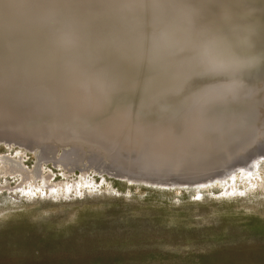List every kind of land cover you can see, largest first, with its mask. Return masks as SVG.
Segmentation results:
<instances>
[{
    "label": "bare ground",
    "instance_id": "bare-ground-1",
    "mask_svg": "<svg viewBox=\"0 0 264 264\" xmlns=\"http://www.w3.org/2000/svg\"><path fill=\"white\" fill-rule=\"evenodd\" d=\"M245 2L256 20L255 52L241 42L234 54L228 25L202 13L203 40L228 65L227 73L208 77L193 74L194 54L183 50L182 9L141 13L115 6L119 0H103L112 5L104 7H89L101 0H0V140L38 148V163L53 157L76 166L86 158L96 169L151 183H194L240 167L259 155L246 157L248 150L264 143V68L250 66L264 45V0ZM162 24L173 42L149 59L146 38ZM237 32L242 41L246 33ZM104 79L117 82L120 105L97 87ZM197 81L200 88H233L197 101ZM145 88L160 94L159 105L142 103ZM66 145L56 159L57 147ZM15 164L3 166L21 171Z\"/></svg>",
    "mask_w": 264,
    "mask_h": 264
},
{
    "label": "rangeland",
    "instance_id": "rangeland-1",
    "mask_svg": "<svg viewBox=\"0 0 264 264\" xmlns=\"http://www.w3.org/2000/svg\"><path fill=\"white\" fill-rule=\"evenodd\" d=\"M38 154L0 140V264H264V153L167 184Z\"/></svg>",
    "mask_w": 264,
    "mask_h": 264
},
{
    "label": "snow or ice",
    "instance_id": "snow-or-ice-1",
    "mask_svg": "<svg viewBox=\"0 0 264 264\" xmlns=\"http://www.w3.org/2000/svg\"><path fill=\"white\" fill-rule=\"evenodd\" d=\"M112 6L103 3L96 5H89V7H104ZM115 6L127 10L145 12L161 8H179L187 13L186 16V41L187 47L183 50L186 53L194 54V62L192 64L193 74L196 76H215L220 73H227L228 65L221 62L209 43L203 40L202 21L205 19L204 13L207 11L208 15L213 20L224 21L228 25L229 39L234 41V54L239 50L241 42L246 44L247 50L255 52L254 41L251 37L254 36V29L256 20L252 15L253 8L245 2V0H178L176 3L165 4L161 0H119ZM264 9V4L261 5ZM261 32L264 34V19L261 20ZM237 30H240L246 35L243 36L242 41L238 35ZM148 55L149 59H154L161 51L168 48L173 42V34L171 33L167 24H162L157 27L152 25L151 31L147 36ZM145 37L141 33L138 37L140 47H143ZM260 64L264 68V45L261 46L258 58L253 56L251 67ZM102 71V70H97ZM261 84L264 85V77H262ZM117 82L111 79H104L97 87H99L104 94L110 99L111 103L120 105L122 98L115 94ZM199 89V96L195 97L197 101L204 100L212 94L223 93L228 94L232 91V84L224 85H207L200 88V82L197 81L193 85ZM142 103L150 105H159L161 103L160 94L151 92L150 89L145 88ZM261 136L264 137V129H261Z\"/></svg>",
    "mask_w": 264,
    "mask_h": 264
},
{
    "label": "water",
    "instance_id": "water-1",
    "mask_svg": "<svg viewBox=\"0 0 264 264\" xmlns=\"http://www.w3.org/2000/svg\"><path fill=\"white\" fill-rule=\"evenodd\" d=\"M252 150H248V152L246 153V157H248L249 155H251V156H254V155H256V153L254 152V151H256L258 154H261V153H264V143H262V144H260V145H258V146H256L255 147V149H253V148H251Z\"/></svg>",
    "mask_w": 264,
    "mask_h": 264
}]
</instances>
